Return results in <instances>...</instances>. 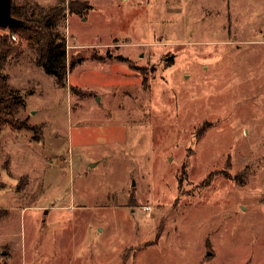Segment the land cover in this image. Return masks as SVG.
Returning a JSON list of instances; mask_svg holds the SVG:
<instances>
[{
    "label": "rangeland",
    "instance_id": "374dc122",
    "mask_svg": "<svg viewBox=\"0 0 264 264\" xmlns=\"http://www.w3.org/2000/svg\"><path fill=\"white\" fill-rule=\"evenodd\" d=\"M14 1L66 75L11 38L0 264H264V0Z\"/></svg>",
    "mask_w": 264,
    "mask_h": 264
},
{
    "label": "trees",
    "instance_id": "16d2710c",
    "mask_svg": "<svg viewBox=\"0 0 264 264\" xmlns=\"http://www.w3.org/2000/svg\"><path fill=\"white\" fill-rule=\"evenodd\" d=\"M31 7L11 1V14L23 21L22 24L7 27L9 33L0 35V135L5 126L14 129L33 128L26 120L19 119L17 114L23 106L19 92L12 89L8 75L2 71L3 61L13 53L19 52L20 43L11 39V34H18L27 41L34 40L37 63L59 83L66 75V43L65 37L52 28V15L36 17L31 14ZM1 149V144H0Z\"/></svg>",
    "mask_w": 264,
    "mask_h": 264
},
{
    "label": "water",
    "instance_id": "95a60500",
    "mask_svg": "<svg viewBox=\"0 0 264 264\" xmlns=\"http://www.w3.org/2000/svg\"><path fill=\"white\" fill-rule=\"evenodd\" d=\"M11 1L12 0H0V26L1 27L16 26L18 24L23 23L21 19L12 16Z\"/></svg>",
    "mask_w": 264,
    "mask_h": 264
},
{
    "label": "built area",
    "instance_id": "2783aa9c",
    "mask_svg": "<svg viewBox=\"0 0 264 264\" xmlns=\"http://www.w3.org/2000/svg\"><path fill=\"white\" fill-rule=\"evenodd\" d=\"M10 36H11V38L14 39V40L17 39V36H16V34H14V33H12Z\"/></svg>",
    "mask_w": 264,
    "mask_h": 264
},
{
    "label": "crops",
    "instance_id": "0c3cea01",
    "mask_svg": "<svg viewBox=\"0 0 264 264\" xmlns=\"http://www.w3.org/2000/svg\"><path fill=\"white\" fill-rule=\"evenodd\" d=\"M7 73V72H6Z\"/></svg>",
    "mask_w": 264,
    "mask_h": 264
}]
</instances>
